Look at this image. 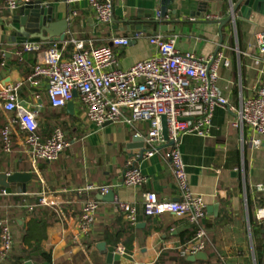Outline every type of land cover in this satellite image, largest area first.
<instances>
[{
  "label": "crops",
  "instance_id": "obj_1",
  "mask_svg": "<svg viewBox=\"0 0 264 264\" xmlns=\"http://www.w3.org/2000/svg\"><path fill=\"white\" fill-rule=\"evenodd\" d=\"M40 1L52 8L53 21H68L67 31L55 42L62 45L66 41L65 46L62 45L66 56L73 51L71 39L108 45L113 36H129L131 40L127 46L113 47L117 66L126 69L154 54L146 36L160 34L165 38L175 37V47L180 52H192L204 58L222 53L217 88L235 108L264 83V54L258 52L255 44V34L264 31V15L252 12L245 20L235 14L228 22L219 23L231 15L236 0H208L205 8L200 7L199 0H175L164 20L160 21L155 16L160 9L159 0H113V20L108 25L97 22L86 2L71 7L63 0ZM71 10L77 13L73 17H70ZM205 15L213 18L205 19ZM191 17L196 19L190 20ZM136 31L143 32L144 37L132 38ZM16 34L11 14L5 8L4 0H0V83L22 82L18 91L21 104L36 112L37 119L45 121L43 117L51 109L47 104L46 84L35 87L26 80L40 54L23 52L16 55L15 51L25 43ZM26 42H39L43 46L52 43L49 40ZM56 110L68 115L63 114L61 120L72 124L76 133L72 135L75 141L69 150L57 161L39 160L33 166L17 137L13 154L6 155L0 149V174H31L26 193L8 194L24 196L21 206L26 212L16 209L9 215L10 207L5 202L8 198L0 196V219L6 217L9 220L14 236L10 257L29 250L23 236L27 230L38 227V242L51 255V264H108L105 254L96 248L99 242H105L107 251L113 254H116L118 244L124 245L126 255L119 256V261L112 264H264V234L261 232L264 218L258 216V210L264 209V136L261 145L253 147L251 130L246 126L241 129L232 126L233 113L215 108L207 135L186 134L180 141L190 190L202 198L207 213L204 225L208 244L202 252L205 257L190 260V256H183L180 251L192 239L193 226L183 217L172 214L146 217L141 210L145 191L155 192L164 201L178 198L167 158L168 148L163 147L159 154L149 158L138 159L137 165L147 177V183L138 188L126 186L121 182L120 173L127 156L135 150L129 145L136 136L135 131L124 124L111 122L97 126L85 121L77 97L73 100L71 114L66 107ZM5 118L6 113L0 106V125ZM84 127L88 133L110 129V133L106 131L111 137L107 145H119L117 159L99 162L91 157L83 148L88 147L91 154L99 144L94 138L76 140L77 132ZM138 128L144 130L145 126L140 123ZM90 184L109 185L113 199L99 200L98 192L86 190L76 196L78 190L82 191ZM258 185L262 187L260 190L256 188ZM47 189L62 202L67 213L61 206L60 209L66 220L56 206L53 210L51 206L37 204L36 195ZM249 198L252 224H261L257 233L254 232L256 227L250 224ZM86 200L99 201V208L93 229L81 234L78 218ZM116 200L136 205V224H127L116 207ZM257 256H260L258 263ZM182 257L188 263H183ZM31 258L25 259L23 264L28 260L32 264H43L39 257L33 255ZM0 264H10V260L0 259Z\"/></svg>",
  "mask_w": 264,
  "mask_h": 264
},
{
  "label": "built area",
  "instance_id": "obj_2",
  "mask_svg": "<svg viewBox=\"0 0 264 264\" xmlns=\"http://www.w3.org/2000/svg\"><path fill=\"white\" fill-rule=\"evenodd\" d=\"M67 5L86 2L99 24L108 25L113 20V0H63ZM29 0H4L10 13ZM71 10L70 17L75 16ZM156 19L161 20L159 11ZM205 19L213 16L205 15ZM191 17L190 20H195ZM136 31L132 38H143ZM129 36H113L111 46L96 45L90 40L71 39L73 51L69 56L63 53L60 43L52 42L46 46L39 42H25L15 54L38 52L37 60L26 80L32 86L46 84V93L50 106L64 108L75 97L81 106L85 121L102 126L106 122L124 124L132 128L136 136L142 138L143 150L135 149L127 156L121 170V182L126 186L141 187L147 183L137 160L159 154L163 147L168 148L167 158L178 198L175 201L160 200L155 192L142 194L141 210L146 217H158L172 214L185 218L194 228L192 239L181 247L183 256H192L203 252L208 244L204 225L206 204L200 196L194 195L189 187L186 166L180 152V141L186 134L205 136L215 108L220 107L234 114L232 126H246L252 132L250 143L258 148L264 136V83L256 88L252 96L242 100L235 108L222 96L217 88L222 53L209 57H199L192 52H180L175 47V37L165 38L160 34L146 36V40L155 52L153 55L137 61L122 69L117 66V56L113 47L127 46ZM258 52L264 54V31L255 34ZM227 64V62H226ZM22 82L0 83V106L6 113V124L2 130V151L11 152V135L19 140L21 147L35 166L43 160L55 162L68 148L73 139L59 127L48 134L38 133L36 112L26 108L18 98ZM162 117L165 118L167 139L162 133ZM144 124V130L138 124ZM23 131L24 134H21ZM109 185L90 184L83 190L105 194ZM260 190L262 187H256ZM81 190L77 191L80 194ZM8 193L0 189V196ZM40 206H56L61 211V201L50 191L36 195ZM116 207L130 225L137 222L138 209L135 204L115 201ZM29 209L32 206H27ZM99 201L84 203L78 218L81 234L93 229ZM259 218H264V209L258 210ZM14 236L9 220L0 219V259L5 258L13 249ZM115 253L126 255L124 245L118 244Z\"/></svg>",
  "mask_w": 264,
  "mask_h": 264
},
{
  "label": "water",
  "instance_id": "obj_3",
  "mask_svg": "<svg viewBox=\"0 0 264 264\" xmlns=\"http://www.w3.org/2000/svg\"><path fill=\"white\" fill-rule=\"evenodd\" d=\"M201 8L207 6L208 0H199ZM160 9L159 17L164 20L168 13L169 6L175 2V0H159ZM264 15V0H236L231 15L223 20H219L220 24H224L233 18L235 14L241 16L243 19L248 20L251 13ZM172 13H175L174 11ZM12 17V26L17 30V36L22 37V42L29 41H51L57 42L61 40L63 35L68 29V21L66 19L53 21L52 20V8L49 4H45L40 0H35L24 5H20L17 9L10 12ZM160 21V20H159ZM155 22H157L155 20ZM164 30V29H162ZM111 46V43L108 44ZM1 81V77H0ZM7 81V80H6ZM5 81V82H6ZM3 81V83H5ZM73 102H69L66 105V111L72 113ZM111 122L104 124L108 125ZM162 133L163 137L167 139L165 118L162 117ZM130 148L143 150V141L139 136L133 137L130 142ZM31 179V174L28 172H13L10 174H0V189H4L8 194H24L26 193V183ZM114 193L109 190L105 194H98V199L112 200ZM261 232L264 234V223L262 224ZM97 250L105 254L106 262L112 264L113 261H119V255L113 254L107 251L105 242H99L96 244ZM205 254L202 252L197 253L189 257L190 260L204 258ZM25 264H32L31 261H26Z\"/></svg>",
  "mask_w": 264,
  "mask_h": 264
},
{
  "label": "trees",
  "instance_id": "obj_4",
  "mask_svg": "<svg viewBox=\"0 0 264 264\" xmlns=\"http://www.w3.org/2000/svg\"><path fill=\"white\" fill-rule=\"evenodd\" d=\"M47 104H48V106L51 109L46 113V115H44L43 118L45 119V121H40V119H37V121H38V133L41 134L42 136H48V134L52 131L53 128L59 127L60 129H62L66 133V135H67V137L69 139H71V140L73 139V141H75L74 136H72V135H75L76 134L75 131L73 130V127H70V125H69V123H67V121L61 120V117L63 116V114H64V116H68V115L65 112H59V111H57L56 110L57 108L51 107L49 102ZM46 118H48V119H46ZM41 122H42V125H41ZM59 122L63 123L65 126L62 125V124H59ZM5 124H6V121H4L0 125V149L1 150H2V136H1V133H2V130H3L4 126H5ZM20 132H21V134H24L23 131H20ZM77 139H79V138L76 137V140ZM15 145H16L15 136L12 134L11 135V152L9 154H6V155L13 154V152L15 150ZM70 147H71V145L68 148H66L62 152V154L64 152L68 151ZM83 191L84 190H82L80 192V195L83 193ZM77 195L79 196V194L76 193V196ZM4 197H7L8 198L7 201H5V202H6L7 206L10 207L8 209L9 215H10V213H12L16 209H19V210H21L23 212H26L27 211L26 209H23L22 206H21V204H22L21 203V199L24 198V196L6 195ZM87 201H89V200H86L85 202H87ZM247 203H248V210H249V216H250V224H251V226L256 227L255 228V231L254 230L253 231L255 233H257L258 229L261 227V224H255V226L252 224V221H251V217H252V203L250 201V198L248 199V202ZM60 206H61L62 210L65 213H67L66 209L62 205H60ZM36 207H38V206H36ZM51 208H53V210H54L56 207L55 206H51ZM33 210H34V208H33ZM34 211L30 212V214H32ZM52 213L55 216L54 211H52ZM37 223H40V222H34L33 224H37ZM127 224H129V223H127ZM38 230H40V229H38V227H37V229H35L33 231L31 229H29V230H27V232L23 236V242H24L25 245L26 244L28 245L29 250H24L19 255L15 256V257H10V253H11L10 252L3 259L5 261L6 260H10V264H23V261L25 259H32L31 257L33 255H35V256L39 257L42 260L43 264H51V255L49 253H47L46 251H44L40 247V243L38 242V240H39V234L37 232ZM193 231L194 230H192V232ZM193 234H194V232H193ZM32 239L34 240V242L33 243L32 242L30 243V241ZM180 253H181V251H180ZM258 259H260V256L259 257L257 256V263L259 262ZM181 261L183 263H188V261L184 257H182Z\"/></svg>",
  "mask_w": 264,
  "mask_h": 264
},
{
  "label": "rangeland",
  "instance_id": "obj_5",
  "mask_svg": "<svg viewBox=\"0 0 264 264\" xmlns=\"http://www.w3.org/2000/svg\"><path fill=\"white\" fill-rule=\"evenodd\" d=\"M59 124L64 125L61 122H59ZM41 125H42V122H41ZM70 127H73V125L71 124ZM88 129L90 130L89 126H88ZM106 131L107 133H110V129L108 128L106 130H103L101 133H96L95 131H91L88 133L87 129L84 127L83 129H80L77 132L78 133L77 138H79L80 140L81 139L89 140L90 138H94V141L98 142L99 147H97V150L92 151L91 154H90L91 151L88 149V147L83 148V149L87 150V153L91 157L96 158V160L99 162L107 161L110 159H113L114 161L117 159V154L120 153V151L118 152V148H119L118 144L116 145L114 144L113 146L110 145L108 147L107 142L109 141V139H111V137H109V135L106 134ZM102 133H105V134H102Z\"/></svg>",
  "mask_w": 264,
  "mask_h": 264
}]
</instances>
